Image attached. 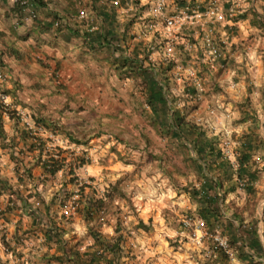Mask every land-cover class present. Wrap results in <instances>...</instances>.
<instances>
[{"label": "trees", "instance_id": "trees-1", "mask_svg": "<svg viewBox=\"0 0 264 264\" xmlns=\"http://www.w3.org/2000/svg\"><path fill=\"white\" fill-rule=\"evenodd\" d=\"M29 1L33 8L42 4L40 0ZM93 4L96 5V0ZM92 6L96 10V6ZM102 6L109 5L107 3ZM227 8L229 9L230 6L228 5ZM15 10L18 13L22 12L19 0L15 2ZM249 14L251 26L263 29L264 13L258 14L250 10ZM97 15L101 18L102 29L97 33L86 31L82 35L83 44L88 49L105 53L108 58H111L109 64L115 74L120 79L131 82L132 91L141 95V100L135 109L141 108L139 111L141 118L158 136L162 144L153 143L147 135L143 134V130H140L138 137H131L132 141L123 140L120 135H115V138L122 140L125 145L133 149H140L139 142L136 140L141 141L143 149L138 152L146 157V164H157V168L171 185L177 191L187 195L195 207L194 215L205 223L207 230L216 232L218 228H221L220 233L227 238L238 261L245 264H264V244L258 233L259 218L256 216L258 201L254 199L255 182L259 173L264 171V164L260 171L257 169L258 162L253 160L260 144L255 134V127L252 126L253 129L249 133H243L239 140L235 139L237 143H240L235 152L237 169L233 171L229 161L221 154L219 139L209 135L191 118L197 109V104L194 102V88L189 87L186 90L187 98L178 107V97L169 86L171 77L168 73L173 64L165 61H151L150 53L142 40L128 51L127 43L135 38L128 37L132 19H129L120 31L112 10L106 12L103 7L97 10ZM237 18L246 19L248 16L244 11ZM55 22L59 24L56 28ZM55 22L52 28L61 29V22ZM47 30L50 29L47 28ZM142 46H145V49ZM11 94L8 91L1 92V95L11 96ZM243 104L239 105L241 110ZM143 105L147 109L142 110ZM3 114L15 122L16 128L19 120L14 118L13 114L4 111L0 104L1 136ZM244 115L241 114L238 122L250 119L247 110L244 111ZM31 118L34 128L22 127L16 130L23 146L18 151H10L17 185L12 186L6 177L0 175V197H5L6 200L4 208L0 210V220L2 224H5L8 223V215L18 216L14 232L10 237H7L5 228H0L1 247L16 256L11 242L19 243L21 236H30L39 230L40 239L46 250L38 255L46 264H122L124 237L121 234L120 225H115L113 238L104 237L100 231L104 215L114 205L115 200H126L122 181L117 179L107 183L102 196H99L94 187L76 178V170L86 164L83 157L75 155L68 148L54 145L51 138L55 135L64 136L70 143L77 145L83 144L82 141L76 139L62 125L50 118L41 115ZM5 146L13 149L14 143L10 141ZM139 166V164L136 165L137 168ZM34 169L39 170V175L33 174ZM59 173L63 176L59 184L60 190L54 192L49 200L45 201L38 187L45 188L46 183L55 179ZM66 175L69 176L68 181L65 180ZM181 181L183 183L180 184ZM69 184L75 186L73 191L66 189ZM87 188L88 191L85 192ZM238 189H241L245 196L241 208L231 201L226 203L228 195L236 193ZM74 196L77 199L71 205L73 213L84 223L87 236L92 240V247L86 252L80 251V241L74 244L67 243L64 239L67 231L50 216L51 208L57 205L65 206V203ZM40 205L43 209L39 207ZM64 215L67 216L65 213ZM245 215L250 220H247ZM24 217L29 218L30 223L28 229L23 230ZM260 220L264 223V213ZM135 229L148 231L149 227L139 219ZM261 236L264 239V227ZM51 250L54 251L51 252ZM36 255L34 253V256ZM17 256L21 259L22 254ZM197 264H228V262L226 256L218 252L214 256L199 259Z\"/></svg>", "mask_w": 264, "mask_h": 264}, {"label": "rangeland", "instance_id": "rangeland-1", "mask_svg": "<svg viewBox=\"0 0 264 264\" xmlns=\"http://www.w3.org/2000/svg\"><path fill=\"white\" fill-rule=\"evenodd\" d=\"M140 1L145 4L148 2L147 0ZM226 1L228 2L229 0L217 1V4L225 15V23L226 20L233 19L234 17L229 16L228 8L225 11L223 10L222 5H225ZM231 1H233V7L230 6V8L235 12V6H240L243 2H247L248 0H244L243 2L242 0ZM259 1L262 3L264 2V0ZM178 2L187 3L183 0L182 2L175 1L172 4H168V6L166 5L170 15L173 14L170 9H175V4ZM207 2L208 0H205V8L209 6V4L207 6ZM186 6L191 9V2H188ZM182 8L180 7L177 9L176 7L177 11ZM115 9L119 10L120 7L118 6ZM133 15L136 17L131 19H134V24L136 25L133 24V26H130L128 37L134 36L135 38L133 41L129 40L127 43L126 47L128 51L132 49L133 45L143 39L142 43L147 46L146 49H148L150 56L154 54L153 60L159 62L158 58L160 57L161 61H165L164 56L161 54V41L164 39L162 36V27L159 25L156 28L158 30L156 34L155 29L153 31V29L148 28L153 18L151 19L149 15L145 14L143 17L142 14L138 15L135 13ZM224 21L221 23H224ZM210 22L211 23L205 22L203 31L189 27L185 28L183 33L185 35L190 34L193 43H197L200 38L203 39L207 34L214 39L222 56L219 60H216L215 63H211L212 67L202 62V44L201 46L196 45L198 51H201V54L197 57L198 59L195 58V52L194 54L191 52L193 56H187V53H184L179 45H175V52L180 51L183 55L182 58H184L186 62H196L200 71L197 76L200 78L199 75H202L201 78H206V82L201 80L202 89L207 88V86L210 89L206 93L202 92L199 99H194L196 104L200 103L198 109L202 111V113L197 115V118H204V114L207 113L208 117L206 118H210L212 122H209V126L206 124L205 130H211L212 134L219 140L226 139V132L229 133L231 140L235 142L236 148V132H234L233 129L240 134L239 131L241 130L237 120L238 99H240V97L230 93L231 90H229V87L230 83L233 82L232 76L225 75V71L221 72L222 69L219 66L227 63L232 67L234 65L236 66L238 63L230 59L228 53H224L225 43L221 42V37L224 38L225 36H220L219 32L223 31L218 30L221 28L219 23ZM211 27L215 28V30H212ZM197 34L198 38L195 40L194 36H197ZM139 35L144 38L137 40L136 37ZM151 36L154 37L150 39ZM142 47L145 49V46ZM94 65L97 66L96 72H100L99 68L102 69V72L107 70L108 75L105 77L107 82L103 80L104 75L94 72V77L89 78L87 85L89 83L91 84V82L94 83L93 81H95V83L89 87H82V89L80 86L78 94H75L76 91H73V94L69 93L73 98L66 95L64 97L65 104L62 101H58L57 98L52 97L53 95L59 97V92H47L44 94L43 98L47 97L48 103L44 106L38 103L39 109L35 108L42 113L40 114L41 116L62 123L75 138L83 142V144L80 145L72 144L68 140H65L63 136L55 135L51 138L53 144L65 149L68 148L72 150L71 152L75 153V155L83 157L86 164L82 168L76 170V178L78 181L94 187L99 196H102L107 183L117 179L122 181L121 184L123 185L126 200H115L114 205L104 215L103 225L100 227L103 236L109 239L115 236V225H120L121 234L124 237V257L121 260L122 264H197L199 259L211 256L212 246L207 240H203L200 245H196L193 242L192 234L195 228L194 221L197 217L194 215V206L189 201V198L171 185L168 179L159 171L157 164H146L145 158L142 161L143 154L138 152L143 149V143L141 141L138 139L136 140L139 142L140 149H133L125 145L122 140L115 138V135H120L122 137L121 139L132 141L133 138L131 137H138L140 130H143L145 134L149 135L153 143L162 144L158 136L151 128L146 126L144 119L141 118L139 113L141 108L138 107L136 110L135 107L131 105L134 104L136 106L141 100V95L136 91H128L124 86L129 83V80L126 82V79H120L116 74H113V69L109 68L104 60H100L99 62L95 61ZM188 65L190 64L188 63ZM110 69L112 73L109 75ZM99 78L102 81H100ZM60 79V76L57 75L55 82L58 83ZM61 83L62 82H59V86H62ZM113 83L117 85H113ZM189 87L192 88V86ZM252 95L253 94L250 93L251 102H253ZM24 106L25 105L22 104L20 105L19 102L13 103L12 101L9 113L13 114L14 118H18L16 116V109H18L20 113L26 116H32V112ZM250 106L251 103L247 97L243 104V108H245V110L251 109ZM142 110L145 109L142 108ZM211 111H213V114L210 113ZM257 111L259 115L262 114L261 108H258ZM254 115H256V112H254ZM250 120L252 124L253 117L250 116ZM249 129L250 128H248V130ZM263 131L264 130H262V135L264 136ZM233 152L235 153L236 149ZM256 155L261 158V151H258ZM262 159L263 158H261V162H258L259 164H262ZM138 164L140 166L137 168L136 165ZM136 168L137 170L135 171ZM37 174L38 172H35V175ZM66 177L65 180L68 181L67 179H69V176L66 175ZM62 179L63 176L59 173L56 175L55 179L46 183L45 188L42 189L41 186L38 187L45 201H48L54 192L60 190L59 184ZM181 183H183V181H181L180 184ZM256 184V195L254 199L258 201L256 207V216L259 218L258 233L264 244V239L261 236L264 223L260 220L264 213V177ZM28 187L30 188V186ZM66 189L73 191L75 186L69 184ZM87 191L88 188L85 192ZM75 199H77L76 196L70 198L69 202L65 203V206L57 205L51 208L50 216L56 223H60L67 231L64 238L67 243L74 244L80 241V251L86 252L92 247V240L87 236L84 223L79 216L73 213L71 205ZM244 199L245 196L243 191L238 189L236 193L228 195L226 203L231 201L241 208L244 204ZM39 207L42 208L41 205ZM64 213L67 216L64 215L65 218H62L64 217ZM245 218L250 220L246 215ZM24 219L26 218L24 217ZM139 219L149 227L148 231L135 229ZM24 225L23 222V226ZM220 229L221 228H218L216 232H220ZM21 231L22 229L20 232ZM39 234L40 231L37 230L30 236H21L22 239L19 243L11 242V246L15 249L16 256L5 250V252H3L9 260L13 261V259H15L17 261L16 264H46L44 261L40 260L39 256L46 250L43 242L40 241ZM28 237H30L32 241L28 239ZM53 251L54 250L51 252ZM34 253L37 255L34 256ZM18 254H22L21 259L17 258ZM27 259L29 260L27 261ZM238 262L240 264H245L240 261ZM0 264H2L1 260Z\"/></svg>", "mask_w": 264, "mask_h": 264}, {"label": "crops", "instance_id": "crops-1", "mask_svg": "<svg viewBox=\"0 0 264 264\" xmlns=\"http://www.w3.org/2000/svg\"><path fill=\"white\" fill-rule=\"evenodd\" d=\"M40 1L42 2V4H38L37 8L34 7V11L37 15L36 20L34 22H25L24 14L22 12L18 13V11L15 10V0H0V75H9V79L2 80L0 78V97L2 96V91H8L12 93L11 96H9V98L11 99L10 103L13 101V103L19 102L20 105H25L24 107L32 112V116L42 114L37 109H39L38 103L42 106L48 103V98H43L45 93H52L56 91L59 92V97H57L56 95H53L52 97L57 98L58 101H62L64 103V97L68 95L73 98L69 93L73 94V91H76L75 94H78L80 86L82 89V87H89L90 85H93L95 81H93L94 83L91 82V84L89 83L88 85L87 81L90 77L93 78L95 75L94 72H96L97 67L94 65L95 61L99 62L100 60H104L107 66L111 68L109 64L111 58H108L107 55L103 52L101 53V51L88 49L86 45L83 44L82 35L86 31L89 32V24L75 20L76 13L79 9H84L87 11L90 19H92L93 21V25L97 26V30L93 33H97L102 29L101 18L97 15V10L103 7L105 8L106 12H110L112 10V12H114L118 28L120 31H122L125 23L129 19L136 17L135 15H133L135 13L138 15L142 14V17L144 16V14L149 15L152 19V16L150 15V9L152 8L151 5H153L152 2L145 4L140 0H117L120 7V9L118 10L109 6H102L100 2H98L99 0H96V5L93 4L95 0ZM164 1L168 6V4H172L175 1L182 2L183 0ZM210 1L211 0H208L207 6ZM243 1L244 0H242V2ZM185 2L187 3H176L175 9H170L171 12L174 13L178 8L185 7L188 2H191V12L195 9H197V11H203L204 9H206L204 6L205 0H185ZM232 2L233 1L231 0H229L228 2L226 1L225 5H222L223 10H227L226 8L228 5L232 6ZM92 5H94V7L96 6V10L93 9ZM235 7L236 13L233 19L226 20V23H219V26L221 28H219L218 30H221L223 32H217L220 33V36H225L224 38L221 37V42L225 43L224 53H228L230 59L234 60L238 64L231 67L230 65L225 63L223 64V69L221 72L225 71V75L232 76L233 82L230 83V93L232 95L235 94L240 97V99H238L239 102L237 107V120L239 119V117H241V114L242 116H245V108H242L241 110L239 108V105L244 103L247 97L249 98L251 109L246 110L249 112L250 116L253 117V123L251 124L250 119L244 122H238L241 130L239 131L240 134L234 129L233 131L236 132L235 139L239 140L243 133H249V130L252 129V126L255 127V134L258 136V140L260 142L258 151H261V158H263L262 164L258 163V165H256L258 167L257 169L261 171V167L264 164V136L262 135V130H264V28L261 29L255 26H251L249 22V13L250 10H252L257 12L258 14H263L264 2L262 3L259 0H248L247 2H243L242 5ZM165 11L166 15H170L169 11H167V8ZM244 11L246 12L248 18L238 19L237 17L241 13H244ZM55 21L61 22V29L55 30L54 28H52V25ZM205 22L211 23L205 18H195L192 25L184 27L179 33H177L175 37H173L174 57L173 61L171 62V64H173V67L168 75L171 77L169 86L172 92L178 97V107H180L184 99L187 98L186 90L189 88V86H192V78L188 76L187 68L191 67L195 71L196 75L199 74L200 71L196 62H186L184 58H182L183 55L182 53H180V51H176L177 53L175 52V45L181 46V43L183 41H190V43L192 44V48L187 52L183 50V52L187 53V56H193L195 52V58L198 59L197 57L201 54V51H198L196 45L201 46L202 38H200L197 43H193V39L190 38V34L185 35L183 33V30L190 27L193 29L196 28L195 30L203 31ZM134 23V19H132L131 25L133 26ZM152 24H155L154 19L150 21V25ZM150 25H148V28L150 27ZM47 28H49L50 30H47ZM156 28H154L155 33L158 31ZM212 30H215V28H212ZM162 36L164 37V39L161 41V43L162 45H164L165 43H167L166 41L168 38L166 37V35H164V33ZM152 37L154 36H151L150 39H152ZM187 37L190 39H188ZM197 38L198 34L197 36H194L195 40ZM180 48L182 49V47ZM153 56L154 54L150 56V60L152 59L151 61L156 62L155 60H153ZM158 61H161L160 57L158 58ZM188 63L190 65H188ZM99 70L100 72L96 73L104 75L103 80L107 82L105 78L108 75L107 70L104 72H102L101 68H99ZM111 73L112 71L110 69L109 75ZM113 74H115V72ZM57 75H59L61 78L59 82H62V86H59V82H55V78H57ZM199 76L200 78L198 76L197 77L200 80L206 82V78H201L202 75ZM100 81L102 80L100 79ZM127 81L128 80H126V82ZM113 85L117 84L113 83ZM124 87H126L128 91H132L130 81L129 83L125 84ZM209 90L210 89L207 86V88L203 89V93H206ZM250 93L253 94V102L250 101ZM131 105L132 107H135L134 104ZM199 105L200 103L197 104V109L191 115V118H193L196 123L199 122L197 123V125L206 129V124L209 126V122L212 121L210 118H206L208 117L207 113L204 114V118H197V115L202 113V111L200 110V112L198 109ZM137 106L138 104L136 105V107ZM10 108L11 107L9 106L7 110L4 111L9 112ZM142 108L147 109L144 105L142 106ZM258 108L262 109V116L259 115L257 111ZM16 112V116L19 118L17 127L18 129L22 127L34 128V123L31 118L32 116H26L20 113L18 109H16ZM254 112H256V115H254ZM58 123L62 125V123ZM1 125L3 134L2 136L0 135V175L6 177L9 183L12 186H15L17 185V183L13 172L14 163L10 159V151H18L23 146V144L19 140L15 122L9 119L5 114L1 116ZM62 126L65 130H67L64 125ZM248 128L250 129L248 130ZM206 132L209 135H213L212 131L209 129L206 130ZM143 134H145L144 131ZM145 135L149 137L148 134ZM63 138L65 137L63 136ZM65 140L68 139L65 138ZM10 141L14 143L13 149L5 146ZM239 143L240 142L236 143V151L238 149ZM256 154L254 155L253 160L254 158H259L258 162H261V158ZM142 158V161L144 160V158L146 159L144 155ZM35 172H38L37 175H39L38 169L33 170L34 175ZM262 177H264V171L259 173L255 185H257L256 183H258ZM5 203V197H0V210L4 208ZM7 219L8 223L5 224H2V220H0V228H5L7 231V236L10 237L14 232L15 223L18 220V216L10 214L7 216ZM22 221L25 224L23 230L28 229L30 219L23 218ZM28 239L31 238L28 237ZM40 241L42 240L40 239ZM3 251L4 249L0 245V260L2 264L17 263L15 259H13V261L9 260V258L4 253L5 251Z\"/></svg>", "mask_w": 264, "mask_h": 264}, {"label": "built area", "instance_id": "built-area-1", "mask_svg": "<svg viewBox=\"0 0 264 264\" xmlns=\"http://www.w3.org/2000/svg\"><path fill=\"white\" fill-rule=\"evenodd\" d=\"M147 3H150L152 0H147ZM16 2V0H15ZM101 5L107 4L111 6V8H116L119 6V2L117 0H100L99 1ZM153 5H151L150 9V15L154 19L155 24L150 25V29H154L157 26H161L164 35H166L167 43L162 45V55L164 56L165 62H172L174 57V39L184 27L190 26L193 24L195 18H205L208 21L218 22L221 23L225 20V15L222 11V9L217 4V1L212 0L209 3V6L204 9L203 11H197L195 9L191 12V9L187 6L184 8L178 10L177 12L166 15V4L164 0H154L152 1ZM19 5L22 8V13L24 14V21L27 22H34L37 18L36 12L34 11L33 5L30 3L29 0H19ZM229 16H235V13L231 8L228 9ZM75 20L79 22H84L86 24H89V32H95L97 30V26L93 25L92 19H90L89 14L84 9H79L76 13ZM225 22V21H224ZM58 23H54V27H58ZM144 37H141L140 35L136 37L137 40H140ZM135 39V40H136ZM143 40V39H142ZM202 46H203V54H202V62L205 64L211 65V63H215L216 60H219L221 58V51L218 47V45L215 43L214 39L210 37L208 34L205 35V37L202 39ZM181 47L185 51H189L192 48V44L187 41H183L181 43ZM221 69H223V64L219 66ZM187 74L189 77L192 78V87L195 90L194 99H199L203 89L201 87V80L197 77L195 71L189 67L187 68ZM0 78L2 80L9 79V75L7 76H1ZM189 97V96H188ZM191 98V97H189ZM10 98L9 96L2 95L0 97V102L4 110H7V108L10 106ZM213 114V111L210 112ZM226 139H220L219 140V147L221 149L222 156L229 161L230 165L233 168V171H236L237 169V163L235 159V153L233 152L235 150V142L231 140V136L229 133L226 132ZM256 162L259 161V158H254ZM189 224V223H185ZM194 232L192 234L193 242L196 245H200L203 240H207L210 242L212 249H211V255H215L218 252H222L226 258L229 264H240L233 252V250L230 248L227 238L222 235L220 232H208L206 229L205 223L200 219H195L194 221Z\"/></svg>", "mask_w": 264, "mask_h": 264}]
</instances>
